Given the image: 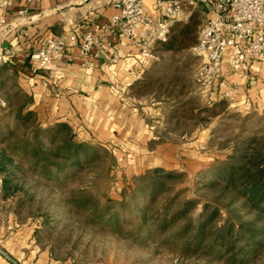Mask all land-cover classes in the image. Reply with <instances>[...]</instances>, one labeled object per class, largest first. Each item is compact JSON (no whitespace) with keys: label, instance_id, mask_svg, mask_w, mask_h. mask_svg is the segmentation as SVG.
<instances>
[{"label":"rangeland","instance_id":"obj_1","mask_svg":"<svg viewBox=\"0 0 264 264\" xmlns=\"http://www.w3.org/2000/svg\"><path fill=\"white\" fill-rule=\"evenodd\" d=\"M186 15L173 23L166 42L157 44L159 61L151 63L134 92L152 136L149 140H109L95 133L81 139L79 133L88 128H79L77 134L70 127L75 140L89 145V154L82 156L79 165L49 157L64 165L42 173L40 164L31 165L32 146L25 140H33L32 126L51 123L29 109L30 100L17 88V80L8 77L1 82L0 238L26 246L21 249L26 256L42 250L64 264H231L200 251H183L180 240H169L173 228L164 233L150 228L135 232L133 227L144 214V190H135L134 196L125 194L126 204L119 203L125 187L140 186L138 176L161 168L175 172L167 184L184 189L181 197L197 199L193 214L203 203H210L220 208L218 221L228 215L235 221L255 217L243 200L231 201L229 188L221 191L226 183L214 172L223 161L243 163L254 147L264 152V86L251 88L255 84L243 80V92L218 99V89L229 81L233 80L235 90L240 85L235 72L226 68L224 80L205 96L192 80L195 60L189 48L208 14L195 6ZM159 106L161 117L156 111ZM20 108L31 111L25 124L16 117ZM34 142L40 151L53 149L54 143L44 135ZM168 192L158 194L149 212ZM85 197V205L79 206ZM105 202L111 207L107 215L99 216ZM114 212L118 213L112 221ZM262 224L264 218L253 223ZM243 264H264V249Z\"/></svg>","mask_w":264,"mask_h":264},{"label":"crops","instance_id":"obj_2","mask_svg":"<svg viewBox=\"0 0 264 264\" xmlns=\"http://www.w3.org/2000/svg\"><path fill=\"white\" fill-rule=\"evenodd\" d=\"M114 1L35 0L23 17L15 12L17 3L12 5L7 10L8 26L0 29V84L13 77L17 88L28 96L29 109L44 123L63 122L77 134L84 126L88 129L79 133L81 139L95 133L109 140H149L152 136L134 92L151 63L142 60L136 46L109 37L117 59L112 61L109 55H103L93 61L90 69L80 65L74 47L46 68L35 69L28 63V51L43 37L79 38L84 30L107 22L115 11ZM22 30L25 35H21ZM8 45L15 48L14 55H2ZM247 79L238 78L237 94L243 92L245 81L255 84L251 88L264 86V62L251 65ZM156 111L161 117V106ZM25 247L0 238V264H64L42 250L26 256L21 251Z\"/></svg>","mask_w":264,"mask_h":264},{"label":"built area","instance_id":"obj_3","mask_svg":"<svg viewBox=\"0 0 264 264\" xmlns=\"http://www.w3.org/2000/svg\"><path fill=\"white\" fill-rule=\"evenodd\" d=\"M34 1L0 0V29L8 26L7 10L12 5L17 3L15 12L23 17ZM195 6L203 7L208 16L189 48L195 60L194 84L207 96L224 80L226 68L246 80L251 65L264 62V0H116L107 22L84 30L79 38L43 37L28 51V63L35 69L46 68L73 47L83 68H92L93 61L103 55L115 61L117 52L109 39L112 36L136 46L142 60L157 62V44L166 42L173 23L184 19L187 10ZM21 35H25L23 30ZM15 53L12 45L2 50V55ZM229 82L218 89V99L235 95L233 80ZM211 98L209 95L207 103Z\"/></svg>","mask_w":264,"mask_h":264},{"label":"trees","instance_id":"obj_4","mask_svg":"<svg viewBox=\"0 0 264 264\" xmlns=\"http://www.w3.org/2000/svg\"><path fill=\"white\" fill-rule=\"evenodd\" d=\"M31 111L22 112L18 109L16 117L27 122ZM44 135L49 142H53V149L40 151L35 144L38 135ZM74 132L63 122H54L45 127L37 125L31 127L32 141L26 143L32 146L33 160L31 165L40 164L42 173L51 169H62V165L49 161V157L69 160L72 165H79L83 155L89 154V145L77 141ZM1 168V166H0ZM174 171L161 168H152L137 177L140 186L125 187L122 191L120 205L124 206L125 194L135 190H144L147 200L142 207L144 214L139 218V223L134 226L135 232L144 228L156 230L159 233L173 228L169 240H180L183 251H200L210 254L216 260L224 259L231 264H243L248 258L254 257L264 249V224L254 226V220L264 218V152L259 148H252L251 153L243 163L233 164L223 161L215 168L214 176L224 181L225 187L233 193L231 201L243 200V205L255 211V217L247 221L232 219L229 215L218 221L220 208L210 203H203L200 211L193 214L198 204L196 198L181 197L184 189H172L167 180L173 177ZM169 191L158 206L149 212V207L156 203L161 192ZM142 194V192L140 193ZM134 198V197H133ZM136 199V197H135ZM80 201L79 206H84L85 201ZM134 209L138 203L135 201ZM111 207L110 202H105L98 215H107ZM118 212L110 215L109 219L116 220ZM179 223V224H177ZM177 224V225H176Z\"/></svg>","mask_w":264,"mask_h":264}]
</instances>
